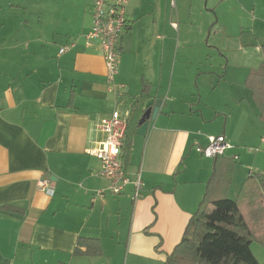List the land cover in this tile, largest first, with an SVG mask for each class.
Returning a JSON list of instances; mask_svg holds the SVG:
<instances>
[{
	"label": "crops",
	"instance_id": "crops-1",
	"mask_svg": "<svg viewBox=\"0 0 264 264\" xmlns=\"http://www.w3.org/2000/svg\"><path fill=\"white\" fill-rule=\"evenodd\" d=\"M93 1L0 0V264H165L203 201L236 200L264 171L251 91L233 87L230 62L221 72L213 60H264V0H127L119 107L103 54L86 41ZM182 44L203 51L182 60ZM117 108L132 113L121 161L130 178L141 174L138 200L132 185L111 195L87 153L103 138L96 124ZM218 136L226 156L202 157L197 148ZM44 179L53 195L39 188ZM99 190L107 195L93 202ZM81 238L101 253L85 254ZM251 248L264 264V248Z\"/></svg>",
	"mask_w": 264,
	"mask_h": 264
},
{
	"label": "trees",
	"instance_id": "trees-1",
	"mask_svg": "<svg viewBox=\"0 0 264 264\" xmlns=\"http://www.w3.org/2000/svg\"><path fill=\"white\" fill-rule=\"evenodd\" d=\"M262 53L264 57V45ZM245 85L264 122V62L249 73ZM78 243L86 247L85 254L101 253L97 240L81 238ZM254 243L264 248V171L248 177L236 200L203 201L165 264H260L251 248Z\"/></svg>",
	"mask_w": 264,
	"mask_h": 264
},
{
	"label": "built area",
	"instance_id": "built-area-1",
	"mask_svg": "<svg viewBox=\"0 0 264 264\" xmlns=\"http://www.w3.org/2000/svg\"><path fill=\"white\" fill-rule=\"evenodd\" d=\"M174 6V3H173ZM93 25L86 35L87 45L96 43L105 59L106 64V85L108 92L113 94L116 106H120V98L123 96L124 86L116 84V76L119 71L120 62V40L128 24V3L127 0H94L93 1ZM177 28L178 24H172ZM76 41L60 50V54H65L69 49L75 47ZM129 110L122 113L118 108L108 117H103L96 124V131L103 135L93 149L87 153L95 156L101 163L98 175L106 179L109 183L108 192L114 196H120L127 186L134 188L133 198L138 200L143 195V182L141 174L137 173L134 178H130L125 172L121 155L126 137ZM231 147L225 136L211 137L209 144L205 147L199 146L197 152L205 158L217 159L226 156ZM238 160V157H234ZM39 188L50 195L54 194V189L49 180L39 181ZM106 192L99 190L93 195V202L97 199L105 198Z\"/></svg>",
	"mask_w": 264,
	"mask_h": 264
},
{
	"label": "rangeland",
	"instance_id": "rangeland-1",
	"mask_svg": "<svg viewBox=\"0 0 264 264\" xmlns=\"http://www.w3.org/2000/svg\"><path fill=\"white\" fill-rule=\"evenodd\" d=\"M204 4H205V0H204ZM203 10L206 12L207 10H210V6L209 8L208 7H205L203 6ZM211 14L214 15V18H215V21L216 19H218L217 17V14L211 9ZM213 11V12H212ZM232 16V14H229L227 19H230V17ZM217 17V18H216ZM231 23H234V19L231 18ZM221 32V31H220ZM221 34V33H220ZM193 52L192 56H194L195 52L196 54L199 53L200 51H203L202 49L200 48H197L195 46V44H182L180 46V49H179V55H182L183 56V59L182 60H185V57L187 53L189 52ZM251 50H249L250 52ZM193 60V59H191ZM213 60H216L215 61V69L218 71V70H221L220 69V63H223V68L227 65L228 62H230V66H229V72L233 71V76H238V79L237 81L233 82V87H239L240 85L245 86V80L242 82L240 81L239 79L240 78H243L244 74L247 72V73H250L252 69H258L261 67V65L263 64L264 60H257V59H252V60H222V59H218V57L216 56V58L214 57ZM237 64V66L235 65ZM222 72V70H221ZM248 75V74H247ZM247 77V76H246ZM245 77V79H246ZM247 88V87H246Z\"/></svg>",
	"mask_w": 264,
	"mask_h": 264
},
{
	"label": "water",
	"instance_id": "water-1",
	"mask_svg": "<svg viewBox=\"0 0 264 264\" xmlns=\"http://www.w3.org/2000/svg\"><path fill=\"white\" fill-rule=\"evenodd\" d=\"M159 110V105L156 107V109H154V117L156 116L157 112ZM151 112H152V109H148L146 111V113L144 114L143 118H142V125H143V129H145L147 127V122L149 121V119L151 118Z\"/></svg>",
	"mask_w": 264,
	"mask_h": 264
}]
</instances>
